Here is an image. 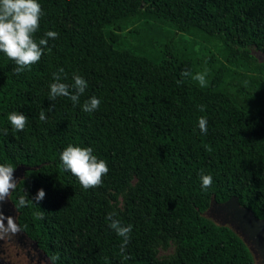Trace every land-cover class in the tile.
Returning a JSON list of instances; mask_svg holds the SVG:
<instances>
[{
    "label": "trees",
    "instance_id": "trees-1",
    "mask_svg": "<svg viewBox=\"0 0 264 264\" xmlns=\"http://www.w3.org/2000/svg\"><path fill=\"white\" fill-rule=\"evenodd\" d=\"M38 2L44 15L34 39L47 31L58 38H49L40 61L19 74L0 52V164L30 167L13 200L24 195L31 201L45 191L41 201L18 211L23 230L48 256L59 254L57 264H255L244 240L206 213L212 200L237 196L264 219V103L244 106L224 88L222 68L201 87L192 79L194 62L181 61L171 40L152 57L123 47L119 34L107 28L145 12L180 32L215 37L231 57L264 71V0ZM60 68L59 82L71 84L74 75L87 81L78 104L49 97ZM185 70L192 75L183 77ZM92 96L99 108L86 113L82 105ZM11 112L26 115L22 131H13ZM202 116L207 134L199 128ZM70 144L91 147L106 161L100 186L84 189L63 168L60 154ZM201 170L213 178L208 190L201 187ZM126 187L125 208L116 212L105 192ZM109 213L122 226L132 225L128 260L120 252L122 238L106 220ZM160 237L178 241L174 259H157Z\"/></svg>",
    "mask_w": 264,
    "mask_h": 264
},
{
    "label": "clouds",
    "instance_id": "clouds-1",
    "mask_svg": "<svg viewBox=\"0 0 264 264\" xmlns=\"http://www.w3.org/2000/svg\"><path fill=\"white\" fill-rule=\"evenodd\" d=\"M44 15L41 5L38 0H0V52H3L8 59L13 60L16 64L14 69L16 74L21 73L24 69H30L31 66L40 61L44 54V48L48 46V40L58 38V33L55 31H47L45 37L37 42L34 39V34L40 28V18ZM61 73L64 69L60 68L58 72L53 73L56 82L50 85L49 97L55 100L57 97H69L74 104L80 102V97L85 93L87 81L80 75L73 76V83L67 84L59 82ZM206 72L197 73L192 76V79L199 82L201 87L206 86ZM183 77H189L192 74L185 70L181 73ZM181 83V81H177ZM69 87L75 91L70 92ZM100 100L95 96L85 100L82 105V110L86 113H92L99 108ZM200 111H204V107L200 106ZM39 119H46L45 113L41 111ZM8 120L11 123L13 131H22L27 123L26 115L17 112H11L8 115ZM200 130L207 134V119L199 118ZM7 134V130H4ZM211 151L210 148L207 149ZM60 161L63 168L70 171L72 175L77 177L81 186L84 189L98 187L103 182V177L107 175L109 168L106 161L98 159L93 154L91 147H81L68 145L60 154ZM14 170L10 164H0V207L2 202L11 198L12 192L17 187V181L14 178ZM201 187L208 190L212 186L213 178L211 175L200 173ZM45 196L43 188L39 189L38 193L31 201L24 195L19 196L18 200H13L16 209L19 211L24 207H29L32 202L38 203ZM37 219H42L41 213H34ZM113 213L106 216V220H110L109 225L119 237L122 238L120 252L124 260L130 259L126 254V247L130 240L132 225L122 226L119 220H114ZM7 219V225L4 221ZM23 227L16 223L13 216L5 217L3 211H0V240L14 237L21 232ZM60 259L59 254L49 255L48 260L51 264H57ZM48 264V262H44Z\"/></svg>",
    "mask_w": 264,
    "mask_h": 264
},
{
    "label": "rangeland",
    "instance_id": "rangeland-1",
    "mask_svg": "<svg viewBox=\"0 0 264 264\" xmlns=\"http://www.w3.org/2000/svg\"><path fill=\"white\" fill-rule=\"evenodd\" d=\"M108 30L119 34L123 47H132L150 54H161L168 40L181 61L194 62V74L207 73L206 83L219 68L223 69L225 89L249 109L264 103V71L253 61L233 58L230 51L215 37L194 32H180L172 24L145 12L109 24ZM261 60L264 58L261 57ZM136 182L132 179L131 186ZM130 187L121 191L109 189L105 192L114 211L122 212ZM208 215L213 218L212 212ZM250 245V244H249ZM251 246V245H250ZM159 260H171L178 254V241L171 237H160L155 244ZM255 250L254 248H252ZM255 264H262L261 257H255Z\"/></svg>",
    "mask_w": 264,
    "mask_h": 264
},
{
    "label": "water",
    "instance_id": "water-1",
    "mask_svg": "<svg viewBox=\"0 0 264 264\" xmlns=\"http://www.w3.org/2000/svg\"><path fill=\"white\" fill-rule=\"evenodd\" d=\"M28 169L30 167L23 165L15 167L14 178L17 183ZM209 212L213 213V218L208 215ZM206 214L216 223L231 227L249 246L254 257L259 255L264 264V219L258 218L251 208L243 206L237 196L223 203L212 200Z\"/></svg>",
    "mask_w": 264,
    "mask_h": 264
},
{
    "label": "flooded vegetation",
    "instance_id": "flooded-vegetation-1",
    "mask_svg": "<svg viewBox=\"0 0 264 264\" xmlns=\"http://www.w3.org/2000/svg\"><path fill=\"white\" fill-rule=\"evenodd\" d=\"M0 211L5 217L11 215L18 222L19 212L11 198L2 202ZM7 225V219L4 221ZM48 260L47 253L31 238L24 230L17 233L12 238L0 240V264H44Z\"/></svg>",
    "mask_w": 264,
    "mask_h": 264
}]
</instances>
